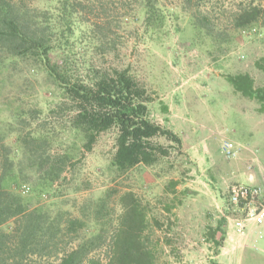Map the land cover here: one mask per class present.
<instances>
[{
  "label": "rangeland",
  "instance_id": "obj_1",
  "mask_svg": "<svg viewBox=\"0 0 264 264\" xmlns=\"http://www.w3.org/2000/svg\"><path fill=\"white\" fill-rule=\"evenodd\" d=\"M13 1L33 12L61 13L60 0ZM71 2L77 11L70 30L62 20L52 33L58 38L64 30L69 38L59 37L53 56L68 59L75 79L129 69L152 97L150 118L178 133L182 147L156 138L167 156L119 171L112 163L116 129L102 132L88 151L72 126L75 104L44 65L34 58L4 61L0 51V174L9 166L5 155L12 160L4 186L30 208L83 221L65 241L101 233L96 244L102 246L83 264H109L133 199L145 214L140 233L155 264H264V227L261 237L254 229L238 235L228 202L236 183L262 186L264 200V103L228 80L248 73L264 88L256 65L264 57V0H152L158 21L147 18V0ZM254 6L261 9L257 19L239 26L238 13ZM225 142L235 145L234 157ZM49 158L65 162L54 181Z\"/></svg>",
  "mask_w": 264,
  "mask_h": 264
},
{
  "label": "trees",
  "instance_id": "obj_2",
  "mask_svg": "<svg viewBox=\"0 0 264 264\" xmlns=\"http://www.w3.org/2000/svg\"><path fill=\"white\" fill-rule=\"evenodd\" d=\"M60 1L61 13L49 15L50 11L36 9L33 12L13 0H0V51L4 54V61L34 58L44 65L47 72L62 86L64 96L75 104L72 126L83 135L84 146L88 151L92 150L102 132L116 129V151L112 163L119 171L124 172L140 164L152 166L161 157L167 156L168 148L156 141V138L164 136L181 148L183 141L178 133L150 118L148 103L152 97L129 69H98L94 78L75 79L70 74L68 59L60 58L59 54L53 56L60 46V42L57 44L61 40L59 37L62 35L68 39L69 35L62 30L59 37L55 38L52 33L60 30L61 27H58L62 25V20L70 30L68 20H73V13L77 11L75 2ZM147 7L148 19H152L153 15L157 21L161 19L156 16L152 0H147ZM260 12L258 6L242 9L238 13L237 24L245 26L251 23ZM256 65L264 71V57ZM228 80L244 96L257 98L264 103V88L255 87L250 74L229 75ZM20 139L27 142L25 135H21ZM31 140L34 142L38 138L33 136ZM68 157L65 155L63 159ZM9 158V155H5V162L11 166L12 160ZM49 163L50 180L54 181L63 171L61 164L65 162L63 160L57 164L49 158ZM9 166L0 174V264H32L34 259L40 260L42 264L85 263L88 255L102 246L96 244L102 238L101 233L77 242H74L77 237L65 241L64 238L70 232L77 234L84 222L52 216L43 207L27 206L18 193L4 186ZM130 207L125 227L114 238L108 263L155 264L153 251L140 233L145 223V214L137 200L133 199ZM10 222L14 223L13 227L3 229ZM213 238L214 242H218L216 235ZM51 258H56V261H51ZM91 264H95V261L91 260ZM211 264L217 262L213 260Z\"/></svg>",
  "mask_w": 264,
  "mask_h": 264
},
{
  "label": "built area",
  "instance_id": "obj_3",
  "mask_svg": "<svg viewBox=\"0 0 264 264\" xmlns=\"http://www.w3.org/2000/svg\"><path fill=\"white\" fill-rule=\"evenodd\" d=\"M225 153L234 157L237 153L232 142L223 144ZM260 185L236 183L229 189L228 202L235 215L231 218L234 231L240 236H248L254 229L258 237L263 235L264 200Z\"/></svg>",
  "mask_w": 264,
  "mask_h": 264
},
{
  "label": "crops",
  "instance_id": "obj_4",
  "mask_svg": "<svg viewBox=\"0 0 264 264\" xmlns=\"http://www.w3.org/2000/svg\"><path fill=\"white\" fill-rule=\"evenodd\" d=\"M264 232V231H263ZM254 235H256V234H254Z\"/></svg>",
  "mask_w": 264,
  "mask_h": 264
}]
</instances>
